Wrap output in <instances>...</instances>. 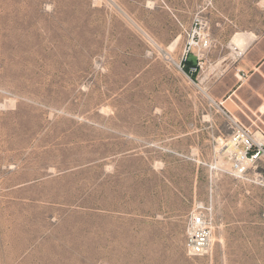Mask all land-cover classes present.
<instances>
[{
  "label": "rangeland",
  "instance_id": "obj_1",
  "mask_svg": "<svg viewBox=\"0 0 264 264\" xmlns=\"http://www.w3.org/2000/svg\"><path fill=\"white\" fill-rule=\"evenodd\" d=\"M226 24L262 32L264 0H0V264H264V158L234 170L233 120L179 68Z\"/></svg>",
  "mask_w": 264,
  "mask_h": 264
},
{
  "label": "crops",
  "instance_id": "obj_2",
  "mask_svg": "<svg viewBox=\"0 0 264 264\" xmlns=\"http://www.w3.org/2000/svg\"><path fill=\"white\" fill-rule=\"evenodd\" d=\"M221 36L208 48L201 40L188 54L187 48L183 64L196 70L199 85L230 119L264 134V30L237 32L226 24Z\"/></svg>",
  "mask_w": 264,
  "mask_h": 264
},
{
  "label": "built area",
  "instance_id": "obj_3",
  "mask_svg": "<svg viewBox=\"0 0 264 264\" xmlns=\"http://www.w3.org/2000/svg\"><path fill=\"white\" fill-rule=\"evenodd\" d=\"M202 26V21H197V26ZM196 35V34H195ZM200 36V33H197ZM195 41V36L189 43L186 50L188 54L192 45L198 44ZM209 41L204 40L202 46L209 47ZM179 68L184 71V64ZM195 69H191V73H195ZM232 127V135L230 136V144L234 146L237 153V158L234 160V170L240 174H246L251 168H257L259 163L264 158V134L261 132H253L243 127L238 122L234 121ZM214 250V224L213 219L209 214V210L198 209L194 210L188 221L186 231L185 251L189 257H205L212 255Z\"/></svg>",
  "mask_w": 264,
  "mask_h": 264
},
{
  "label": "bare ground",
  "instance_id": "obj_4",
  "mask_svg": "<svg viewBox=\"0 0 264 264\" xmlns=\"http://www.w3.org/2000/svg\"><path fill=\"white\" fill-rule=\"evenodd\" d=\"M228 148H229V150H228V152L230 153V155L235 159V157L237 158V151H236V149L234 148V146L232 145V144H229L228 145ZM227 153V152H226Z\"/></svg>",
  "mask_w": 264,
  "mask_h": 264
},
{
  "label": "trees",
  "instance_id": "obj_5",
  "mask_svg": "<svg viewBox=\"0 0 264 264\" xmlns=\"http://www.w3.org/2000/svg\"><path fill=\"white\" fill-rule=\"evenodd\" d=\"M190 67H192L190 64H185V65H184V71H185L186 73H188L189 75H191V77H192L193 79H195L194 74H192V73L190 72Z\"/></svg>",
  "mask_w": 264,
  "mask_h": 264
},
{
  "label": "water",
  "instance_id": "obj_6",
  "mask_svg": "<svg viewBox=\"0 0 264 264\" xmlns=\"http://www.w3.org/2000/svg\"><path fill=\"white\" fill-rule=\"evenodd\" d=\"M211 101H213L211 98H210ZM214 102V101H213ZM215 103V102H214ZM219 108H221L220 106H218ZM221 110L223 111V109L221 108Z\"/></svg>",
  "mask_w": 264,
  "mask_h": 264
}]
</instances>
